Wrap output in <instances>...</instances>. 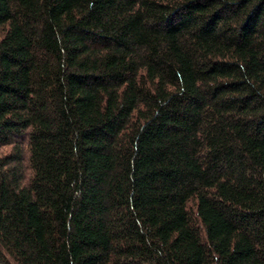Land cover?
I'll use <instances>...</instances> for the list:
<instances>
[{
  "label": "trees",
  "instance_id": "trees-1",
  "mask_svg": "<svg viewBox=\"0 0 264 264\" xmlns=\"http://www.w3.org/2000/svg\"><path fill=\"white\" fill-rule=\"evenodd\" d=\"M0 264H264V0H0Z\"/></svg>",
  "mask_w": 264,
  "mask_h": 264
}]
</instances>
